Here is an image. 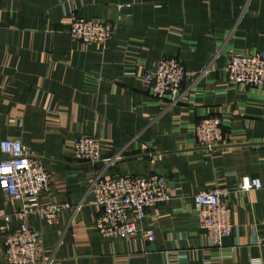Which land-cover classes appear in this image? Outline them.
<instances>
[{
  "label": "crops",
  "instance_id": "crops-1",
  "mask_svg": "<svg viewBox=\"0 0 264 264\" xmlns=\"http://www.w3.org/2000/svg\"><path fill=\"white\" fill-rule=\"evenodd\" d=\"M114 23L104 43L71 38L65 12ZM264 44V0H0V138H21L50 172L41 200L80 203L48 223L35 212L27 223L41 235L53 264H249L264 262V86L229 84L224 65L233 53ZM163 55L184 65L178 100L152 95L140 80ZM223 119L224 143L201 147L192 124ZM96 135L105 164L79 161L72 144ZM0 152V156H1ZM105 174H165L173 199L146 209L140 237H103L94 227L90 178ZM260 187H251V177ZM220 186L232 207V231L210 244L193 211V195ZM21 201L0 190L9 227ZM0 232V264H3ZM36 264H42V261Z\"/></svg>",
  "mask_w": 264,
  "mask_h": 264
},
{
  "label": "built area",
  "instance_id": "built-area-1",
  "mask_svg": "<svg viewBox=\"0 0 264 264\" xmlns=\"http://www.w3.org/2000/svg\"><path fill=\"white\" fill-rule=\"evenodd\" d=\"M69 21L71 38L82 43L104 44L111 36L114 23L98 16H83L75 7L65 12ZM226 81L231 85L264 86V44L254 51L231 54L224 65ZM185 75L183 63L176 56L163 55L145 66L140 80L148 91L159 98L167 97L170 102L179 99L181 82ZM223 117L208 115L195 121L191 130L197 143L205 149H213L224 143ZM0 190L21 201L16 213L20 222L9 227V216L0 211V232L2 235L3 264H53L44 260L41 235L26 221L28 212L42 215L48 223L55 221L64 208L76 210L80 203L41 200L40 195L50 188L51 174L23 143L21 138L7 135L0 138ZM72 156L79 161L105 164L117 157H102L101 141L96 135L80 133L72 144ZM251 187H260V179H250ZM165 174L149 171L139 174L109 175L96 172L89 180L87 191L96 207L94 227L103 237L146 241L155 238L152 226H143L146 209L156 203L173 199ZM226 191L220 186L199 189L193 195V211L197 215L210 244L220 247L224 236L232 231V207L227 201ZM179 264L185 261V254H178ZM249 264H264L260 257H251Z\"/></svg>",
  "mask_w": 264,
  "mask_h": 264
}]
</instances>
